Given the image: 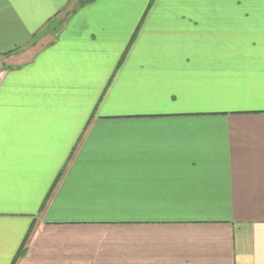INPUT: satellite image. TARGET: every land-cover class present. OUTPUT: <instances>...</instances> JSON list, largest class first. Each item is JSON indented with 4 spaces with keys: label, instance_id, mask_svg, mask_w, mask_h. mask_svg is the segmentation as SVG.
<instances>
[{
    "label": "crops",
    "instance_id": "obj_1",
    "mask_svg": "<svg viewBox=\"0 0 264 264\" xmlns=\"http://www.w3.org/2000/svg\"><path fill=\"white\" fill-rule=\"evenodd\" d=\"M0 0V264H264V0Z\"/></svg>",
    "mask_w": 264,
    "mask_h": 264
},
{
    "label": "rangeland",
    "instance_id": "obj_2",
    "mask_svg": "<svg viewBox=\"0 0 264 264\" xmlns=\"http://www.w3.org/2000/svg\"><path fill=\"white\" fill-rule=\"evenodd\" d=\"M77 0H73L72 2H70L68 5H66V7H64L62 12L67 11L68 9H70L72 7V5L76 2Z\"/></svg>",
    "mask_w": 264,
    "mask_h": 264
},
{
    "label": "trees",
    "instance_id": "obj_3",
    "mask_svg": "<svg viewBox=\"0 0 264 264\" xmlns=\"http://www.w3.org/2000/svg\"><path fill=\"white\" fill-rule=\"evenodd\" d=\"M86 1L87 0H77L76 2H75V4L77 3L78 5L80 4H85L86 3Z\"/></svg>",
    "mask_w": 264,
    "mask_h": 264
}]
</instances>
